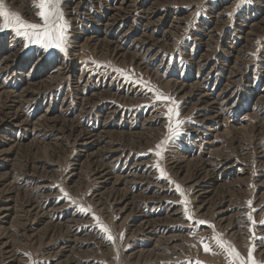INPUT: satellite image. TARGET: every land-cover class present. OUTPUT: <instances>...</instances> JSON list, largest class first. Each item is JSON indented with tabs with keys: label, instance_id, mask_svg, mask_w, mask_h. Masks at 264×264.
I'll list each match as a JSON object with an SVG mask.
<instances>
[{
	"label": "rangeland",
	"instance_id": "rangeland-1",
	"mask_svg": "<svg viewBox=\"0 0 264 264\" xmlns=\"http://www.w3.org/2000/svg\"><path fill=\"white\" fill-rule=\"evenodd\" d=\"M60 8L61 48L0 31V264H264V0Z\"/></svg>",
	"mask_w": 264,
	"mask_h": 264
},
{
	"label": "snow or ice",
	"instance_id": "snow-or-ice-1",
	"mask_svg": "<svg viewBox=\"0 0 264 264\" xmlns=\"http://www.w3.org/2000/svg\"><path fill=\"white\" fill-rule=\"evenodd\" d=\"M60 4L61 0H34L32 7L38 9L36 15L43 22L42 24H36L23 20L19 14L9 11L5 7L3 0H0V31L12 30L17 35L24 37L27 41L25 45L26 47L28 44H39L45 49L53 46L61 48L65 38L64 33L66 31V22L64 21V15L60 8ZM239 7L240 4L238 3L237 8ZM158 98L164 100L169 99L168 97L163 96ZM172 111L173 109L169 108V112ZM176 115L178 116V112H176ZM169 119L171 120V117H169ZM180 123L182 122L177 120L176 127H173L171 123L168 125L169 136L167 139H172L174 136L179 135L178 129ZM157 147H159V145ZM156 154L159 156L160 152H157ZM161 174L162 176L164 175L163 171H161ZM61 191L63 192V189H61ZM177 191H179L178 185ZM180 195L183 196V193L180 192ZM64 196L67 197L68 193L64 192ZM73 203H75V201H73ZM181 203L186 204V201H181ZM89 210L90 209L84 207L80 208V211L82 212H88ZM185 212H187V208H185ZM187 218L190 220L192 219L191 215H188ZM249 219H251V216H249ZM196 223L199 225L207 224V222L203 220L197 221ZM261 223L264 224V221H261ZM99 227L102 233H109L108 227L103 223H100ZM106 238L109 241H114L115 239L111 234H108ZM216 244L227 254L228 257L231 258L229 264H259V262L254 259L251 249L245 259L230 242L216 239ZM204 250L209 251V245L205 244Z\"/></svg>",
	"mask_w": 264,
	"mask_h": 264
},
{
	"label": "bare ground",
	"instance_id": "bare-ground-1",
	"mask_svg": "<svg viewBox=\"0 0 264 264\" xmlns=\"http://www.w3.org/2000/svg\"><path fill=\"white\" fill-rule=\"evenodd\" d=\"M122 6H123V5H122ZM126 6H127V5H126ZM118 9H119V8H118ZM118 16L121 17V15H117V17H118ZM117 17H116L115 19H117ZM113 25H115V20H113L112 26H113ZM112 26H111V27H112ZM111 27H110V28H111Z\"/></svg>",
	"mask_w": 264,
	"mask_h": 264
}]
</instances>
